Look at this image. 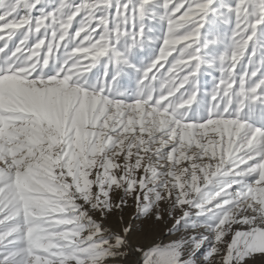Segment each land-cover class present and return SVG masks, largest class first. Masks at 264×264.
<instances>
[{
    "label": "snow or ice",
    "instance_id": "obj_1",
    "mask_svg": "<svg viewBox=\"0 0 264 264\" xmlns=\"http://www.w3.org/2000/svg\"><path fill=\"white\" fill-rule=\"evenodd\" d=\"M0 41V264H116L137 222L175 236L143 264L264 257V0H0Z\"/></svg>",
    "mask_w": 264,
    "mask_h": 264
},
{
    "label": "rangeland",
    "instance_id": "obj_2",
    "mask_svg": "<svg viewBox=\"0 0 264 264\" xmlns=\"http://www.w3.org/2000/svg\"><path fill=\"white\" fill-rule=\"evenodd\" d=\"M77 2H79V0H77ZM78 20L79 17L77 18V21ZM77 21H74L73 23V32L75 31V28L78 27ZM0 44H2V41H0ZM145 55H147V53L142 54L141 58L143 59ZM173 55H176V53H173ZM169 59H171V57H169ZM84 62L87 63V61ZM219 76L220 73L218 71H214L212 72V74L204 73L200 77L202 91L206 90L208 93H211L214 87V77L215 82H218ZM134 214V209L129 208L125 210L124 215L125 218L130 219ZM119 219V215L110 218L106 223V227H113L115 222ZM137 226L138 228H142L143 230L138 232L137 234H134L130 241L131 247L127 249V256L121 258L118 262H116V264H143V253L137 251L138 247H142L147 250L148 248H151L157 244H160L161 246L167 245L172 239L175 238L174 235L168 234V227L171 226V222L168 226L161 225L158 228H153L148 224L141 226L139 222H137ZM201 231H203V229H201ZM208 250L209 246L205 244L197 255V264H208V262L204 260V256ZM216 259L217 261H219V257H217ZM256 264H264V257L258 256L256 258Z\"/></svg>",
    "mask_w": 264,
    "mask_h": 264
}]
</instances>
